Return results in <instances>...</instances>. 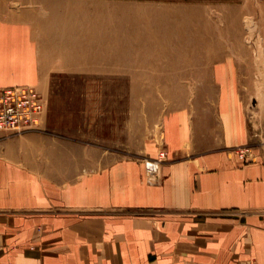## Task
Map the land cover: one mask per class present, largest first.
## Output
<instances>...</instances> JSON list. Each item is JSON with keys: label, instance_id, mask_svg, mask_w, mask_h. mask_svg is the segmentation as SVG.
I'll use <instances>...</instances> for the list:
<instances>
[{"label": "crops", "instance_id": "crops-1", "mask_svg": "<svg viewBox=\"0 0 264 264\" xmlns=\"http://www.w3.org/2000/svg\"><path fill=\"white\" fill-rule=\"evenodd\" d=\"M37 43L0 15V87L47 82ZM213 68L206 105L165 115L164 160L152 144L65 181L0 140V264H264V59Z\"/></svg>", "mask_w": 264, "mask_h": 264}, {"label": "rangeland", "instance_id": "rangeland-1", "mask_svg": "<svg viewBox=\"0 0 264 264\" xmlns=\"http://www.w3.org/2000/svg\"><path fill=\"white\" fill-rule=\"evenodd\" d=\"M0 15L31 23L53 65L26 84L45 100L38 124L0 140H24L33 170L65 181L152 144L167 156L165 115L206 105L217 62L264 59V0H0Z\"/></svg>", "mask_w": 264, "mask_h": 264}, {"label": "built area", "instance_id": "built-area-1", "mask_svg": "<svg viewBox=\"0 0 264 264\" xmlns=\"http://www.w3.org/2000/svg\"><path fill=\"white\" fill-rule=\"evenodd\" d=\"M44 109L45 100L33 86L20 84L0 87V131L21 132L30 129L38 124ZM236 153L242 161L253 156L249 147H238ZM165 157V152H159V160Z\"/></svg>", "mask_w": 264, "mask_h": 264}, {"label": "bare ground", "instance_id": "bare-ground-1", "mask_svg": "<svg viewBox=\"0 0 264 264\" xmlns=\"http://www.w3.org/2000/svg\"><path fill=\"white\" fill-rule=\"evenodd\" d=\"M140 42H141V40L138 39L136 45L139 44ZM134 44H135V42L134 43L133 42H128V41L126 42V48H127V54H128V56H129V53L131 51L130 48L133 47ZM153 44L154 43H149L148 44V47L153 46ZM136 47H137L136 50H140V51L143 50V48H144L143 47V43L140 44V45H138V46H136ZM127 60L129 61V59H127Z\"/></svg>", "mask_w": 264, "mask_h": 264}]
</instances>
